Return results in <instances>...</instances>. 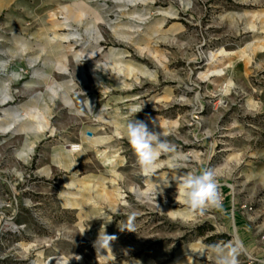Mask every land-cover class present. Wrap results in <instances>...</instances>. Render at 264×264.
I'll return each instance as SVG.
<instances>
[{"label":"rangeland","instance_id":"374dc122","mask_svg":"<svg viewBox=\"0 0 264 264\" xmlns=\"http://www.w3.org/2000/svg\"><path fill=\"white\" fill-rule=\"evenodd\" d=\"M133 108L185 159L144 175ZM204 169L220 204L193 216L172 177ZM226 249L264 264V0H0V264H216Z\"/></svg>","mask_w":264,"mask_h":264},{"label":"clouds","instance_id":"9594fccd","mask_svg":"<svg viewBox=\"0 0 264 264\" xmlns=\"http://www.w3.org/2000/svg\"><path fill=\"white\" fill-rule=\"evenodd\" d=\"M139 111L141 109L133 108L131 110V118L124 125L125 136L136 155L141 172L146 176H154L160 168L162 156L172 154L171 158L173 161L183 160L185 157L183 154L177 153L174 146L168 142L167 136L170 135L169 131L162 128L160 132L154 131L149 128L146 122L134 119L135 114ZM151 123L153 124V128H155L156 121H152ZM172 179L175 180L177 185L176 201L179 205L182 204L184 206L183 211L186 213L193 216L197 214L202 215L205 210L219 206L220 193L214 170L204 169L199 173L189 171L183 176L172 177ZM164 186H170L168 180L164 183ZM174 211L176 210H170L169 212ZM108 222L110 221H105L101 225L98 237L93 241L96 253L103 256L106 255L102 253H107L111 250L112 242L117 239L115 235L107 234L106 225ZM86 229H84L82 234ZM120 229L121 231L126 229L134 232L135 228L132 219H129L125 228ZM216 264H238L237 251L234 249L222 251L217 256Z\"/></svg>","mask_w":264,"mask_h":264},{"label":"water","instance_id":"95a60500","mask_svg":"<svg viewBox=\"0 0 264 264\" xmlns=\"http://www.w3.org/2000/svg\"><path fill=\"white\" fill-rule=\"evenodd\" d=\"M87 135H89L90 133L89 132H86Z\"/></svg>","mask_w":264,"mask_h":264},{"label":"crops","instance_id":"0c3cea01","mask_svg":"<svg viewBox=\"0 0 264 264\" xmlns=\"http://www.w3.org/2000/svg\"><path fill=\"white\" fill-rule=\"evenodd\" d=\"M5 100V98L3 99V101Z\"/></svg>","mask_w":264,"mask_h":264}]
</instances>
